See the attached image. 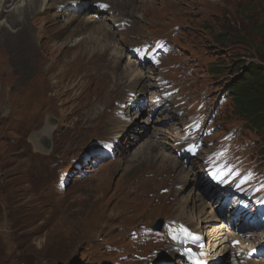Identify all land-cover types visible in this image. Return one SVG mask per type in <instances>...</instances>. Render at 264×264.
I'll use <instances>...</instances> for the list:
<instances>
[{
  "label": "rangeland",
  "instance_id": "374dc122",
  "mask_svg": "<svg viewBox=\"0 0 264 264\" xmlns=\"http://www.w3.org/2000/svg\"><path fill=\"white\" fill-rule=\"evenodd\" d=\"M20 1L18 7L25 5L26 0ZM96 1L98 0L88 4L96 7ZM133 2L138 6L136 11L125 3H118V10L110 7V11L106 9L91 19L95 21L103 13L115 18L112 25L114 36L105 40L106 43H112L106 51H99L94 61L100 81L103 78L108 80V87L103 86L105 89L96 84L94 79L84 80L81 75H76L69 78L64 94L59 96L52 91L51 80H47L50 74H46L44 80L47 81L48 93L52 94L53 99L48 98L44 107L33 111H17L23 104L22 90L11 86L9 75L5 74L8 68L5 56L0 51V264H118L120 261H132L129 264H238L234 263L235 260L230 262L229 255L231 254L232 259L234 257L231 249L229 252L218 254L217 258L214 255L205 257L208 261L202 263L201 256L206 254L198 250L206 246L207 236L202 235L201 239V231H196V235H189L190 240L176 244L175 249L171 248V241L163 231L166 224L170 225L177 220L179 206L184 198L188 195L196 196L198 192L202 194L205 215L209 211L215 215V210L217 211L219 221L209 222L210 227L215 224L224 225L220 232L227 229L236 234L239 232L233 228L231 222L234 220L241 223V214L230 203L226 208L223 206L227 202L226 197H221L212 189L203 166L209 164V159L219 156V153H216L221 142L218 136L233 128L237 129L239 139L250 145L251 151L257 148L259 136L254 131L245 129V120L233 113L226 90L240 80L248 68L262 65L258 58L264 54V0ZM71 5L70 0L54 3L52 8L47 10L46 25L59 29L67 15L78 16L80 13L70 9ZM98 9L100 10L99 6ZM4 21V18H0V24ZM72 30L73 24H68V27L62 30L60 28L61 33L55 35L53 43H69L67 47L68 51L72 52L69 54L72 58H85L86 56L81 54L94 42H77ZM44 40V37L38 40L41 47H44ZM163 41L166 46L160 51H154L151 43ZM143 44L152 51L155 60L161 59L157 68L162 78L174 83L170 88H177L178 93L172 95L173 100L176 101L178 96L188 99L184 105L176 106L178 101L173 106L169 105L168 109H171L174 115L157 120L155 124L150 121L165 114L150 119V115L146 114L148 98L152 93L149 89L153 87L138 89L129 94V89L134 90V87L128 85L127 79H119L117 75L128 67L131 60H139V54H136L137 51H133V48ZM119 49L121 53L123 51V55L116 54ZM116 62L118 72L113 68ZM50 63L51 61L47 60L40 68L47 72ZM144 66L136 64L138 69L148 68ZM102 70L110 71L105 77ZM59 71L60 66L56 67L55 73ZM154 75L156 72L152 76ZM117 85L121 89L107 107L105 95ZM68 91L69 96L66 95ZM127 94L130 102L125 97ZM222 96L223 102L217 104ZM196 99L206 102L207 113L211 114V110L218 109L216 121L211 127L207 126L196 132V156H178L176 152L182 149V145L176 146V141L173 142L172 138L167 140L173 146L163 143L157 146L155 141L165 139L163 136H154V128L170 131L171 125L175 124L179 125L182 131L184 116L194 111V105L190 106V103ZM73 104L78 108L70 111L69 106ZM97 106L99 113L102 107L105 109L104 115L101 117L98 114L95 121L87 120L89 112ZM180 109L185 112L181 114ZM48 117V121L53 120L50 127L47 126L50 123L47 121ZM46 127L50 129L46 135V139L49 138L50 141L48 149L39 144L40 133ZM152 143L158 148L151 154L159 156L151 165L152 169V166L157 169L166 156H171L177 164L183 163V166L192 172L185 173L188 176L178 179L174 192L177 202L170 204L167 200L162 201L158 208H150V211L138 217L140 224L136 233L122 234L117 228L110 236L104 230L83 233L80 226L72 225L71 222L82 218L90 200L92 205L106 202V199L96 200L95 196L101 195L97 192L89 199L88 193L92 192V188L102 186L103 195L107 193L108 196L116 194L117 190L119 192L123 178L132 168V164L127 163L128 158L132 157L139 146H143L142 149L148 147L144 152L147 155ZM258 147L261 148V143ZM147 159H151L149 154ZM250 160L258 163L263 159L254 152ZM108 171H111L109 177L108 174H103ZM198 171L199 176L206 182L204 187L196 179ZM143 172L150 173L142 171L140 178L134 177L130 182L141 180ZM150 175L157 178L158 174ZM156 191L162 196L168 194L164 184H158ZM114 202L112 199L104 204L106 211L112 208ZM218 204L221 207L217 210ZM184 218L182 221L188 222V218ZM158 219H162L164 225L155 232L151 226ZM207 226L202 230L205 231ZM196 236L198 238H194ZM197 239L199 240L195 244V251L191 248H194ZM225 239L230 248L237 246L231 245L232 240ZM244 245L246 246L245 243ZM155 246L166 250L165 254L157 255L153 251ZM119 247H124V254L118 252ZM162 252L164 253L163 250ZM116 255L119 257L115 258ZM157 256L164 258L157 259Z\"/></svg>",
  "mask_w": 264,
  "mask_h": 264
},
{
  "label": "bare ground",
  "instance_id": "6f19581e",
  "mask_svg": "<svg viewBox=\"0 0 264 264\" xmlns=\"http://www.w3.org/2000/svg\"><path fill=\"white\" fill-rule=\"evenodd\" d=\"M59 1L61 3H64L65 0H26L25 5L18 7L21 2L20 0H0V18L5 19L4 23L0 24V51L5 56V62L8 66L5 74L9 75V82L11 83V86L13 88L22 90V92H20L22 93L21 98L23 100V104H21L17 108V111H33L34 109H37L39 107H44V102H47L48 98L53 99L52 94L48 93L49 86L47 84V81L44 80L46 74H50L47 80H51L52 91H54L56 94L58 93L59 96L60 94H64L65 86L69 82V78L75 77L76 75H81L84 80L94 79L96 84L100 86L102 85V87H108V80L106 78H103L102 81H100L99 77L97 76L94 61L97 53L99 51H106L112 43H106L105 40L110 38V36H114L112 25L115 18L114 16L106 15L103 13V15H101V17H99L97 20L92 21L91 19L97 17V13L104 12L106 10V8L100 10L98 9V5L100 3H106V7H108L106 11H110V7H114L116 10H118V8L116 7L118 3H125L127 4V6H131L133 11H136L138 8L135 2H133L134 0H98L96 1V3L98 2V5L96 7L90 6L88 4L89 2H93V0H70L72 4L70 6V9H74L76 10V13L79 12L80 14L78 16H75L70 13L71 15H67L66 19L63 20V23L59 27L62 30V28L64 27L67 28L68 24H73L72 33L74 34V37H76L77 42L82 40H84L83 44H85V42L87 43V41L94 42L91 47L89 46V49L86 50L85 53L81 54V56H86L85 58L80 56L72 58L69 55L72 52L68 51L69 43H53V38L55 37V35L61 33L60 28L53 29L52 27L46 25L47 10L52 8L54 3L59 4ZM11 6H13L12 9L10 8ZM41 37L45 38L43 44L44 47H41V44L38 41ZM100 42L105 43L101 44ZM60 52H62L61 55L59 54ZM122 53L121 49H119L116 54L123 55ZM47 60H50L51 63L49 65V70L45 72L40 67ZM137 63L138 61L134 62L133 60H131L128 67L126 66L124 70L120 71L117 74L119 76V79H127L128 85L134 87V90L129 89V94L130 92L138 91V89L146 90L153 87V89H149L152 91V93H150L151 95L148 98L149 103L147 104L146 114L150 115L149 119L161 116V114L165 115L150 122L155 124L157 120H163L167 119L169 116H173L174 112H172L171 109H168V106L175 105L177 101H174L172 96L166 99L161 97V94L163 92L170 91L172 90V88L160 91V88L165 85L160 84L163 78H160L161 73L158 71V69H138L136 67ZM58 66H60V71L58 73H55L56 67ZM113 68L116 71L119 70L117 62L114 64ZM102 71H104L106 77V73H108L110 70ZM155 72L157 76H152ZM119 89L121 88H119V86L117 85L116 87H113L111 91H107L106 95L103 91H100L101 94L105 95V102L107 104V107H109L111 102L113 101L112 98L117 96V94L119 93ZM70 91L72 92L74 90ZM129 94H127L125 97L130 102ZM66 95L69 96V91L66 93ZM11 99H13V97ZM74 108L78 107H74V104L69 106L70 111ZM127 109L129 108L127 107ZM127 109L125 113H127ZM104 113L105 109L102 107L101 112L99 113V106H97L94 108V110L89 112L87 120L95 121L98 118V114L102 117ZM48 119L49 117L47 118V121ZM49 127L43 129V131L40 133V138L42 137L43 139H46L48 130H50ZM171 128L174 131L154 128V136L159 138L163 136V139H165L161 141H155L156 145L163 143L164 145L173 146L172 143H170L167 139L172 138L173 142L179 140V125L176 126L175 124H172ZM98 132H101V134H103L102 131ZM167 132H169V134ZM152 146H154L153 143L149 145L148 153L151 159H147L148 154H144L145 150L148 147H144L142 149L143 146H139L133 153L132 157L128 158L127 163L132 164V168L123 178L121 182L122 189L119 192L117 190V193L114 191L116 194L109 193L110 195L108 196L106 193V195L104 194V196L102 192V186L98 188H92V192H90V194L88 193V198L91 199V197L95 196V192H97V194L101 195L100 197L95 196L96 200L106 199V202L103 201L104 203L92 205V202L90 200L89 203L86 204V209L84 210V213H82V218L80 220L71 222L72 225H75L77 227L80 226L83 233H93V231L97 233V231L99 230H104L107 235L110 236L112 235L113 231L116 230V228L121 230L122 234L136 233L139 230L138 225L140 224L137 221L138 217L150 211V208H158V205L162 201L167 200L170 204H174L175 202H177L176 198L174 197V192L178 179H181L185 175H187L185 173L192 174V172L190 170H187L183 166V163L178 162L177 164L175 158L173 159L171 156H166L164 161L161 162L162 164L157 166V169L154 166H152V169L151 165H153V163L159 157L151 154L152 152H156L158 148L156 146ZM163 154H166V152ZM142 171H147L150 173L143 172L144 176L141 178V180L138 179L136 182L131 183L130 180L134 177H138L140 174H142ZM196 173L198 175V177L196 176V179L204 187L206 185V182L203 180V177L199 176L200 171ZM103 174H108L107 176L109 177L111 171ZM150 174L158 175L156 178ZM160 175H162L161 178ZM99 182H102V178ZM158 184H164L165 186H167L168 194H165L166 196H162L157 193L158 191H156V187ZM112 199L115 200V202L112 208H110L109 211H106V207H104V204ZM203 205L202 194H199L198 192L196 196L188 195L186 198H184L183 203L181 204V206H179L177 220L173 221L170 225L166 224L163 231L171 241L169 242V244L172 245L171 248L175 249L176 244L188 242V240H190L189 235H192L193 233L194 235H196V231H201V239L203 238L202 235H206L207 243L206 246L204 245V248H202V250L199 249L198 251L203 253L205 252L206 255L201 256V258L203 259L202 263H205L206 261H208L205 257L210 258V256L214 255L215 258H217L218 254L229 252L230 249L232 250V255H235L238 252L239 248H243V250L246 251L250 249L251 246L255 245L256 240H262L258 238L242 239V237L238 236L235 232H232L229 229H227L225 232H220V230L224 229V225L215 224L210 227L211 225H208L209 222L216 220L219 221V218H217V211L215 210V215H213V212L209 211L208 213H206V215H209L206 216L204 213ZM220 207L221 205L218 204L217 210ZM184 217L188 218V222L184 223L182 221V218ZM201 222H204V224L202 225ZM231 223L233 228L237 230L241 226V223L238 221L235 222L233 220ZM205 226H207V230L205 229L204 231L202 229ZM141 230L143 229L141 228ZM119 234L121 235V233ZM259 236H264V232H260L258 234V237ZM194 238L198 237L196 236ZM225 238L230 239V241L233 239H237L239 241V245L230 248L228 242H225ZM59 239L61 238H58V240ZM198 240L199 239H197L196 242H194L195 240L193 241L195 249L191 248L192 250L197 251L195 244L198 243ZM244 243L246 244V246L244 245ZM122 249H124V247H119V249L117 250L118 252H122V254H124V251H122ZM162 250L164 251V253L162 252ZM153 251L157 255H162L165 254L166 250L157 248L155 246V249H153ZM127 256L128 255L126 254L125 257ZM229 256L231 259V261H229L232 262L233 260L231 254ZM118 257V255L115 256V258ZM162 257L157 256V259H163L164 257ZM131 262L132 261H120L118 262V264H129ZM247 262L249 264H264V262L256 261L254 259Z\"/></svg>",
  "mask_w": 264,
  "mask_h": 264
},
{
  "label": "trees",
  "instance_id": "16d2710c",
  "mask_svg": "<svg viewBox=\"0 0 264 264\" xmlns=\"http://www.w3.org/2000/svg\"><path fill=\"white\" fill-rule=\"evenodd\" d=\"M258 59L262 65L248 68L240 80L226 92L231 100L233 113L245 120L246 129L259 136L264 153V54L259 55Z\"/></svg>",
  "mask_w": 264,
  "mask_h": 264
},
{
  "label": "water",
  "instance_id": "95a60500",
  "mask_svg": "<svg viewBox=\"0 0 264 264\" xmlns=\"http://www.w3.org/2000/svg\"><path fill=\"white\" fill-rule=\"evenodd\" d=\"M51 120V119H50ZM50 122V124L48 123V125L49 126H51V124H53L52 122H53V120H51V121H49ZM49 138L46 140V139H43L42 137L39 139V144L40 145H42V147L44 148V149H48V147H49ZM162 225H163V220L162 219H158L157 221H156V223L155 224H153L151 227H152V229L153 230H156V231H159L160 229H161V227H162Z\"/></svg>",
  "mask_w": 264,
  "mask_h": 264
},
{
  "label": "snow or ice",
  "instance_id": "6c2138e0",
  "mask_svg": "<svg viewBox=\"0 0 264 264\" xmlns=\"http://www.w3.org/2000/svg\"><path fill=\"white\" fill-rule=\"evenodd\" d=\"M220 174L223 175V170H221V173Z\"/></svg>",
  "mask_w": 264,
  "mask_h": 264
}]
</instances>
